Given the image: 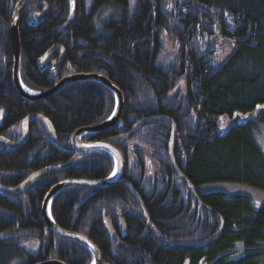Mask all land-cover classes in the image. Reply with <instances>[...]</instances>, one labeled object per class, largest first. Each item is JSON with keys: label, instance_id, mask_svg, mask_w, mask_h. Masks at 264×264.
<instances>
[{"label": "trees", "instance_id": "trees-1", "mask_svg": "<svg viewBox=\"0 0 264 264\" xmlns=\"http://www.w3.org/2000/svg\"><path fill=\"white\" fill-rule=\"evenodd\" d=\"M18 1L0 0V136L20 141L22 120L41 115L68 150L76 130L109 119L115 98L89 81L68 84L44 101L20 97L11 80L9 32ZM74 3L67 29L69 0H31L23 7L19 78L33 93L52 88L68 76V68L72 74L108 79L124 99L120 121L81 139L114 147L124 173L108 189L61 190L49 204L54 224L86 237L101 264H264V204L256 207L247 196L209 188L238 183L264 193V154L257 143L264 125V0ZM45 6L49 14L36 22ZM221 45L231 53L215 65ZM54 47L64 51L63 62L40 70L39 59ZM58 57L54 52L48 60ZM236 113L249 117L222 130L220 118ZM173 133L175 165L214 214L196 206L172 172ZM62 167V172L32 181L18 196H0V264H93L86 247L48 230L41 205L64 180L109 178L115 171L112 156L102 150L59 152L47 128L35 120L22 148L7 150L0 143L1 190L17 187L35 172ZM146 224L158 242L181 249L159 246Z\"/></svg>", "mask_w": 264, "mask_h": 264}, {"label": "water", "instance_id": "water-1", "mask_svg": "<svg viewBox=\"0 0 264 264\" xmlns=\"http://www.w3.org/2000/svg\"><path fill=\"white\" fill-rule=\"evenodd\" d=\"M31 0H19L14 5V10L11 17L10 22V44H11V50H12V73H11V80L13 87L15 88L16 92L22 97L24 100H27L29 102H38V101H44L49 99L50 97L56 95L62 88L67 86L68 84L74 83V82H82V81H89V82H96L104 86L106 89H108L114 96L116 107L114 112L116 113L114 116L111 115L112 119H108L105 122L96 125V126H89L84 127L76 130L70 137L69 141V149L65 150L63 149L60 144L57 141L55 131L46 118H44L41 115H30L22 120L21 122V140L18 142L10 141L4 137L0 136V143L3 144L7 150H17L22 148L29 137V124L33 120L39 121L42 123L48 130L49 139L51 142V145L53 148L59 152H77V151H87V150H102L106 151L108 154L112 156L115 162V175H111L109 178L105 180H99V181H90V180H75V179H68L64 180L62 182H59L55 186H53L50 191L45 196L42 205H41V217L45 224V226L50 230L54 235L64 238L67 240H72L80 243L84 247H86L93 257V264H101V258L98 250L96 247L83 235L71 233L65 230L60 229L58 226L54 224L52 221L49 212V204L51 200L54 198V196L59 193L61 190L67 188V187H84L89 188L92 190H104L108 189L112 186H114L121 178L124 173V161L122 159L121 154L112 146L101 143V142H84L82 141V135L84 134H101L104 133L111 128H113L120 120L123 109H124V99L120 91L105 77L97 74H72L70 69L68 68V76L58 81L52 88L49 90L42 92V93H27V90L23 87L20 78H19V67H20V42H19V17L20 13L23 9V7ZM70 4V19L68 23L65 25L64 29L69 28V26L72 24L74 19V9H75V3L74 0H69ZM49 14V8L48 6H45L39 13L36 14V22H40L42 19L47 17ZM57 52L59 53V57L56 60L49 61V57L52 55V53ZM64 60V51L59 47H54L50 49L41 59L38 61V66L40 70H44L46 68H54L61 64ZM30 92V91H29ZM140 125V124H139ZM137 125L131 133L128 135V138L136 131ZM174 133L171 136L170 144H169V163L170 167L172 169V172L176 176L177 179H179L184 186L186 187V190L188 194L190 195L191 199L195 203L196 206H198L202 210H207L214 214L211 209H209L207 206L202 204L198 197L196 196L192 185L190 182L186 179V177L179 171L177 166L174 163L173 157H172V139H173ZM100 145H108L107 148L100 147ZM46 155V154H45ZM66 169V167H62L59 169H53L48 170L44 169L38 172H35L31 174L29 177H27L20 185L17 187L11 189V190H1L0 189V196L1 197H14L18 196L32 181L56 174L59 172H62ZM31 178V179H30ZM104 227V234L107 238H110L111 236V230L109 225L106 224V222H103ZM147 232L152 237L155 243H157L159 246L164 248H172V249H181V247L178 246H169L168 244L164 242H158L156 240V237L154 236L152 230L146 224ZM222 232V231H221ZM221 235V233H220ZM218 236V238L220 237ZM182 249H188L187 247H184ZM39 264H64L62 262L58 261H46Z\"/></svg>", "mask_w": 264, "mask_h": 264}, {"label": "rangeland", "instance_id": "rangeland-1", "mask_svg": "<svg viewBox=\"0 0 264 264\" xmlns=\"http://www.w3.org/2000/svg\"><path fill=\"white\" fill-rule=\"evenodd\" d=\"M230 53H231V48L229 46L227 45L219 46L216 50L214 64L221 65L222 63H224L227 60ZM27 93L32 94L33 92L27 91ZM248 117H249L248 115H242L237 113L235 114V116L232 117L223 116L219 120V125L222 130H225L234 123L244 122ZM258 129L260 130V134L259 137H257V143L264 154V125L261 124ZM84 135H82V137ZM209 188L211 190H218L232 195L247 196L253 201L256 207H258L261 204H264V193L247 185L238 184V183H214L211 184ZM238 245L241 247V244Z\"/></svg>", "mask_w": 264, "mask_h": 264}, {"label": "snow or ice", "instance_id": "snow-or-ice-1", "mask_svg": "<svg viewBox=\"0 0 264 264\" xmlns=\"http://www.w3.org/2000/svg\"><path fill=\"white\" fill-rule=\"evenodd\" d=\"M169 7H171V5H169ZM258 107H261V106H258ZM0 111H2V110H0ZM116 113L115 112H113V116L115 115ZM109 119H112V117L110 116L109 117ZM100 147H104V148H107L108 147V145H100ZM113 175H115V172H113ZM31 179V178H30Z\"/></svg>", "mask_w": 264, "mask_h": 264}, {"label": "bare ground", "instance_id": "bare-ground-1", "mask_svg": "<svg viewBox=\"0 0 264 264\" xmlns=\"http://www.w3.org/2000/svg\"><path fill=\"white\" fill-rule=\"evenodd\" d=\"M48 214H49V212H48ZM149 226V225H148Z\"/></svg>", "mask_w": 264, "mask_h": 264}, {"label": "flooded vegetation", "instance_id": "flooded-vegetation-1", "mask_svg": "<svg viewBox=\"0 0 264 264\" xmlns=\"http://www.w3.org/2000/svg\"><path fill=\"white\" fill-rule=\"evenodd\" d=\"M120 121V120H119Z\"/></svg>", "mask_w": 264, "mask_h": 264}]
</instances>
